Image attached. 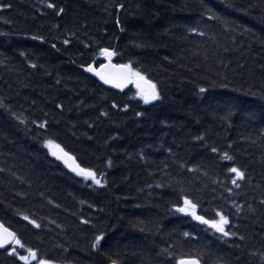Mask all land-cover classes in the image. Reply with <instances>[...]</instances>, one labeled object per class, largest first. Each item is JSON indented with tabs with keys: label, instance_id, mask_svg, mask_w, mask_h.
I'll list each match as a JSON object with an SVG mask.
<instances>
[{
	"label": "trees",
	"instance_id": "trees-1",
	"mask_svg": "<svg viewBox=\"0 0 264 264\" xmlns=\"http://www.w3.org/2000/svg\"><path fill=\"white\" fill-rule=\"evenodd\" d=\"M102 48L161 99L87 76ZM0 222L51 264H264V0H0Z\"/></svg>",
	"mask_w": 264,
	"mask_h": 264
},
{
	"label": "snow or ice",
	"instance_id": "snow-or-ice-1",
	"mask_svg": "<svg viewBox=\"0 0 264 264\" xmlns=\"http://www.w3.org/2000/svg\"><path fill=\"white\" fill-rule=\"evenodd\" d=\"M48 8L55 9V5L52 3L47 4ZM118 7L123 8V5H119ZM64 12L63 8H60L56 14L60 15ZM194 31V30H193ZM33 39H42V37H33ZM65 44L68 43L67 40L64 41ZM55 47V45H53ZM101 53L104 54L109 59L115 55L114 52L109 51L108 49H100ZM23 55V53H22ZM35 67V65H33ZM105 65L100 66V70H97L93 68L91 65H89L85 70L88 72H93L96 76H98L104 83L106 84H113L117 88H122L124 83L127 82L130 78L135 77V82L137 86V95L140 97L141 100L145 104H149L152 101H157L161 99L160 93L157 91L156 84L152 83L151 80L146 79L145 76H143L139 71H134L129 64H123V65H109V67L117 68L120 71L116 73H105L103 69L105 68ZM226 87V85H222ZM201 92L204 91L203 88L200 89ZM57 107H60V105H57ZM112 107H117L115 103H113ZM128 105H124V108L126 109ZM138 116L142 115L141 113H136ZM102 115H107V113H102ZM47 122H44L40 125V127H45ZM196 139H203L202 136L196 137ZM45 147L49 148L51 151V154L55 156L58 160H62L66 166H68L73 172H75L79 176H83L85 179L91 178L93 183L99 186H103L101 179L97 178V174L86 168H81L79 164H76L74 161V158L70 156L67 152L63 150V148L60 147L59 144H56L53 140L49 139L45 141ZM55 149V150H53ZM213 152L217 151L215 148L212 149ZM225 159H231L230 156H228L227 153H224ZM69 161H72V163H69ZM230 172L235 174V177L233 178V184H236L237 179H243L244 173L241 172L238 168L232 167L229 169ZM104 174L100 173V176L102 177ZM197 205L192 203L189 199H184V207H180L177 209V211L180 212H188L190 213L194 219L200 221L203 224L209 225L211 228L215 229V231L222 234V236L227 237L230 235L228 231L225 230V225L229 223L228 217L217 212L216 216L219 217V219H205L203 216L197 215L195 212ZM24 219H28V217H24ZM86 222V221H85ZM30 223L35 224V221H30ZM39 227V225H36ZM187 235V233H185ZM231 235H235V233H231ZM102 239V235H98L95 238V242L93 243V247H96V244ZM15 245L18 246L19 249H24L26 254H20V252L17 250V247H12L10 250H8L9 255L16 256L19 260L23 261L24 264H30L31 261L37 260V264H51L50 261L44 260V259H38L37 252L34 251L32 248H28L25 246L24 243L21 242V240L18 238L17 234L8 228L4 227L3 224H0V248H4L5 245ZM7 250V249H6ZM113 264H116L115 261H113ZM178 264H199V261L197 259H181L178 261Z\"/></svg>",
	"mask_w": 264,
	"mask_h": 264
},
{
	"label": "water",
	"instance_id": "water-1",
	"mask_svg": "<svg viewBox=\"0 0 264 264\" xmlns=\"http://www.w3.org/2000/svg\"><path fill=\"white\" fill-rule=\"evenodd\" d=\"M109 51H111V52H113L112 50H109ZM101 59L103 60V65H105L106 67L103 69V71L105 72V73H116V72H118V71H120L119 69H117V68H113V67H109V65H123V64H117V63H115L114 62V55L109 59L108 57H106L104 54H102L101 53ZM101 64V65H102ZM93 68H95V69H97V70H100V66H98V67H96L94 64H90ZM88 67V66H87ZM86 67V68H87ZM85 68V69H86ZM84 72H85V74L87 75V76H89V77H91V78H93V79H95L100 85H102L103 87H105V88H107V89H109V90H111V91H114V92H125L126 90H128L130 87H133V88H135L136 90H138L137 89V86H136V82H135V78L134 77H132V78H130L127 82H125L124 83V85H123V87L122 88H117V87H115L113 84H106V83H104L98 76H96L93 72H88V71H86V70H84ZM153 102H155V101H152L151 103H149V104H152ZM66 168H68V170L69 171H71V172H73L68 166H66L65 165V163L62 161V160H59ZM75 161V160H74ZM69 163H72V161H69ZM75 163L77 164V162L75 161ZM73 173H75V172H73ZM0 224H2L1 222H0ZM5 227V226H4ZM11 246V244H9V245H5V247L4 248H0V251H4V250H6V249H8L9 247ZM185 260H187V259H194V258H184ZM199 264H201L200 262H199Z\"/></svg>",
	"mask_w": 264,
	"mask_h": 264
},
{
	"label": "rangeland",
	"instance_id": "rangeland-1",
	"mask_svg": "<svg viewBox=\"0 0 264 264\" xmlns=\"http://www.w3.org/2000/svg\"><path fill=\"white\" fill-rule=\"evenodd\" d=\"M36 260H33V261H31V262H35ZM35 264H37V262H35Z\"/></svg>",
	"mask_w": 264,
	"mask_h": 264
}]
</instances>
